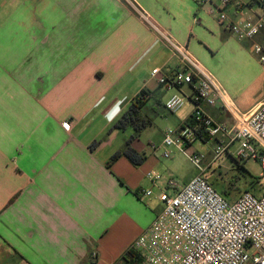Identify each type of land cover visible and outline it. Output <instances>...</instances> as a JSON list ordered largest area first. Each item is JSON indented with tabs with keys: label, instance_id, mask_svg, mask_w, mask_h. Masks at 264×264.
<instances>
[{
	"label": "crops",
	"instance_id": "1",
	"mask_svg": "<svg viewBox=\"0 0 264 264\" xmlns=\"http://www.w3.org/2000/svg\"><path fill=\"white\" fill-rule=\"evenodd\" d=\"M133 1L214 75L239 112L264 100L244 101L264 68L247 54L252 43L220 27L210 5ZM180 65L124 0H0V264L120 262L161 211L154 195L173 173L159 145L139 143L147 127L131 144L139 164L124 155L110 161L135 132L113 125L142 89L149 92L142 113L151 125L174 90L166 92L150 72L171 75ZM177 92L188 97L192 89ZM189 103L176 128L191 117ZM203 108L232 122L219 105ZM67 120L68 132L61 126ZM150 171L164 179L152 184Z\"/></svg>",
	"mask_w": 264,
	"mask_h": 264
},
{
	"label": "built area",
	"instance_id": "2",
	"mask_svg": "<svg viewBox=\"0 0 264 264\" xmlns=\"http://www.w3.org/2000/svg\"><path fill=\"white\" fill-rule=\"evenodd\" d=\"M124 1L180 61V67L171 75L162 73L160 68L150 72L164 90H174L164 102V109L176 114L186 101L194 105L191 123L166 129L160 148L164 159H170L174 150L183 154L197 173L180 187L172 178H166L165 189L154 195L162 209L131 246L140 257L138 264H264V192L257 196L243 191L228 201L204 178L205 155L187 150V145L200 140L201 135L207 136L214 141L208 164L229 154L240 163L259 162L264 170V100L253 110L239 112L219 81L185 46L133 0ZM212 1L197 3L210 5L208 11L216 12L217 24L236 39L250 41L253 54L264 68V0H216L218 7ZM258 37L261 41H256ZM185 86L192 89L188 97L177 92ZM218 105L228 112L230 124L215 120L203 108ZM72 124L67 120L61 126L68 132ZM234 144L236 148L230 152ZM146 177L154 185L164 179L158 171L147 172ZM141 193L153 195L150 189H141ZM91 257L96 258L95 252Z\"/></svg>",
	"mask_w": 264,
	"mask_h": 264
},
{
	"label": "rangeland",
	"instance_id": "3",
	"mask_svg": "<svg viewBox=\"0 0 264 264\" xmlns=\"http://www.w3.org/2000/svg\"><path fill=\"white\" fill-rule=\"evenodd\" d=\"M248 56L253 57L256 62L257 58L252 52V48L248 47ZM214 68L219 74L221 80H226V72L220 69L221 62L219 59H214ZM221 84V83H220ZM222 86V85H221ZM223 88V86H222ZM224 89V88H223ZM168 92V91H166ZM264 97V77L259 78L251 87V92L245 98V102L262 99ZM131 100V99H130ZM166 99L164 98V101ZM189 101H186L184 107L190 106ZM151 125L140 134L138 141L142 145L153 144L159 145L163 132L168 129H176L178 124V114L168 113L165 109H161L159 114L152 117ZM214 141L208 140L206 144L198 143L194 145L196 152L202 153L206 156L204 164L211 158ZM236 144L230 147V152H233ZM160 156L162 154L161 148ZM162 158V157H161ZM164 159V158H162ZM165 165L171 166L173 173L172 179L176 183H186L191 177L195 175L197 169L190 163L186 157L180 152L174 150V154L170 159H164ZM203 164V165H204ZM204 178L217 190L223 189L225 194L223 196L228 201L235 200L243 191H250L255 195H260L264 192V170L261 168L259 162H241L237 163L229 154L222 155L218 160L212 163L206 170Z\"/></svg>",
	"mask_w": 264,
	"mask_h": 264
},
{
	"label": "trees",
	"instance_id": "4",
	"mask_svg": "<svg viewBox=\"0 0 264 264\" xmlns=\"http://www.w3.org/2000/svg\"><path fill=\"white\" fill-rule=\"evenodd\" d=\"M148 93L149 92L145 89L140 90L139 93L131 100L127 110L123 113L121 118L113 125L114 129H119V130H124L127 127H132L135 132L125 142V148L123 150L115 152L111 156L110 161L116 160L118 157H120V155H124L135 165L139 164V162L142 160V157L137 154V152L133 149L131 144L134 141V139H136L139 136L140 132L145 127L150 125V120H147L142 113ZM189 123H191V117L187 120L185 124H189ZM208 139L209 138L207 136H203V135L200 136L201 141H207ZM95 145L96 142L93 143V146ZM237 163L239 164L240 162ZM217 191L222 196L223 194H225L223 189ZM139 261H140L139 255L133 249H130L122 256L120 262L117 264H138Z\"/></svg>",
	"mask_w": 264,
	"mask_h": 264
}]
</instances>
